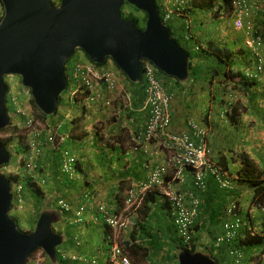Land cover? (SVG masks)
Segmentation results:
<instances>
[{
	"label": "trees",
	"instance_id": "1",
	"mask_svg": "<svg viewBox=\"0 0 264 264\" xmlns=\"http://www.w3.org/2000/svg\"><path fill=\"white\" fill-rule=\"evenodd\" d=\"M164 2L165 0H157V6L161 17H163L162 11L164 9L163 8ZM189 7L190 8L188 12L192 16L194 26L196 24L199 23L202 24L204 22V20H201V18L198 16V14L201 11L213 10L214 16L216 17L223 15L224 12H229V4L227 0H203V1L190 0ZM122 14L125 19H132L140 29L145 28L147 15L144 12H141L132 5L126 3L122 9ZM173 21H178L182 23L183 34H181V36L183 40L185 36L184 34L188 32L184 19L178 17ZM172 22L170 24L167 23V26L170 29L173 38L180 44L181 47H183L190 54V64H189L190 78L188 81L182 83L178 81L176 78L167 76L162 71L156 69L157 77L162 83L165 90L173 94V99L170 103V108L172 104H174L175 106L174 105L173 106L176 108L175 109L176 111L180 110L179 108H182L179 113L183 114L184 110L186 111L185 116L187 117V120L184 123V121H182L183 119L182 115L177 114L174 117V115H172L171 110L169 108L171 124L168 130L178 134L191 133L192 132L190 128L191 123H194L198 125L200 128L204 129L206 132V139L210 150V154H209L210 159L214 163H216L215 161H217L216 165L221 167L222 170L225 171L230 176L233 183H235L234 187L232 186V188L223 189L215 179L214 182L216 183V185L215 184L213 185L215 186L214 188H210L207 181H206L205 190H198L195 187L196 193L194 195L200 200L201 204H200L199 215L194 225V233L196 232L201 233V234H197V242L200 240V238L203 235L204 232L203 229H205L204 226H207L206 230H209L208 231L209 234L214 235L216 229L214 228L213 231L210 226L214 227L218 225L219 223L217 221L219 220V218L220 220L221 218L222 220L226 219L224 214L226 204L230 201L235 202L238 205L243 204V202L240 199V194H242L241 192L252 190L253 195L251 198V203L249 204V207L246 209V213H245V217L250 221V225L244 228L240 236L231 243L224 244L219 248H215V242L214 244L210 243L209 245L204 246V249H206V251H208L212 255V257L217 261L218 264H225V262L232 260L230 254L231 250L238 251L244 255V259H243L244 264L250 263L251 260L254 259L250 257L251 253L253 252V249L262 248V246L264 245V230H262L261 227L257 226L255 222L256 218L252 217L250 214L251 208L254 210H258L261 206L264 205V171L258 168V166L255 164V162L251 159V157L248 154H246L245 152L237 153L241 143V140H237V138L239 136L240 130L242 129L241 128L242 124L239 119L240 117V112L238 111L239 106L232 104L230 101H228V99L232 97L237 87L241 88L243 92L248 93L247 89L252 85L256 84V81H251L248 77V71L252 70V66L249 65V67H247L245 65L247 64L246 63L247 61L248 62L251 61L250 63L253 64V58L245 49H242V51H240L241 53H239V51L235 49L236 48L235 46H237L235 45V43L233 46L228 45L229 42L220 43L216 41L212 35H208L207 39L204 41L195 37V42L201 43V48L199 51H196L195 48L194 51H190L186 49L182 45L180 40L176 37V29H174V26L171 25ZM239 54H241L242 57L245 59L244 63L241 60H239L240 67L238 68L239 70L240 68H242L240 71H238V69L235 68V63H234L235 59H237ZM74 55L66 64L67 75L70 81L71 79H73L75 66L79 62L83 60L91 62L86 55L84 57L82 55H76L74 57ZM110 59L111 58H107L103 64L107 63ZM93 64L96 66L103 65L96 63ZM118 70L121 73V75L123 74L126 77V75L119 68ZM162 75L174 79L176 81V84L178 86L182 85L183 88L181 90H178L177 93H174L173 91H169L165 87L166 83L162 82V78H161ZM127 80L131 84L138 85V83H132L128 78ZM75 82L76 81L74 80L72 83ZM139 85H140L141 93H139L136 89H135L136 91L134 90V92H131L129 90L130 91L128 94L129 97L124 98L128 100V103L126 104L127 108H129L128 111H130L131 107H135V108L140 107L142 104H145L147 100L146 83L144 78H142V80L139 82ZM185 86H187V88H185ZM73 87L74 89H76V85H74ZM99 90L104 96V97L102 96V101L105 99L107 100V98H109L112 100L113 103L115 100L118 101L119 99L122 98L121 93L119 95V93L117 92L108 91L104 84L99 86ZM133 93L135 94V97L133 96L134 98L132 97ZM22 94L23 96L22 95L21 96L25 97V94L24 93ZM206 95H208L209 97V101L207 102H206ZM113 96L115 100L113 99ZM88 97H89V92L86 91L85 88L83 87V89L80 91L77 97L78 99H76L75 101L80 103L82 102L85 103L88 102L89 99ZM63 100L64 99H62L61 97L60 104L61 102H63ZM20 101L23 103V108L26 110L27 106L25 103H27V101L25 102V100L21 97H20ZM100 103L102 104H98V105L103 106V108L105 109H109L112 106V105L107 106L105 102H100ZM31 104L38 113L37 118H40L44 121L49 119L50 116L43 114L38 109V107L34 103L33 98H31ZM225 109L229 111L223 114ZM58 111L59 108L55 114H57ZM129 116L131 115H128L127 117ZM33 117H35V115H33ZM183 123L186 126L185 128L186 131L183 132L182 130L179 131L174 130L182 126ZM47 124H49V122H47ZM11 126H12L13 136L7 141L0 140V142L6 145L9 150H10V144L14 138H18L20 144L21 142H23L19 127L17 125L13 126L12 124ZM8 129L9 127L0 130V132H5ZM73 131L74 130L68 132L66 131L65 135H68V133L71 134ZM121 135L122 133H119V138H118L117 134L115 135L114 133L113 137L114 136L117 137V139H115V142L117 141L122 145L124 142L122 139L123 137ZM210 137H213L214 139L211 138V140L209 141ZM68 140L69 138L67 139V141ZM66 143L64 144L63 149L65 148L69 149L67 146H65ZM218 147H221V149L219 150L216 149ZM110 149H112V146L110 147ZM25 150L26 147L18 146L16 152L17 154H21L24 153ZM110 151L112 152V150ZM218 151L223 153V156L221 157L218 156V160H217L216 157H214V155L216 154V152L218 153ZM224 152H228L232 157L231 161L229 162L230 164L228 163L225 157L227 156V154L224 155ZM61 156H62L61 152L59 153V151L57 150L52 151V149L49 150L47 153L45 152L44 155L42 154L41 158L38 159L37 168L32 174L33 177H31V175L27 172V170L23 165L24 164L23 162L20 164L19 169L18 171H16V173L10 174L9 179L12 182V186H15V184L17 183L23 185L24 199L27 205L33 203V206H35L37 210L40 211L42 205H44V200H45L44 191H41L40 187H38V185L42 183H44V185L46 186L49 185V183H56L58 185V191L56 190V194H57L56 198L64 199L72 207H73L72 204H74V200L77 199L78 195L80 196L86 193L85 195L86 197H89L91 199L94 197L93 192L95 189L90 188L92 186H90V183L88 182V179H90V172L87 169L88 167L82 166V164L79 163V157H78L76 164L77 177L75 179H71L69 176L64 175L60 170V165L62 162ZM54 159L56 160V162H52V160ZM234 164H238L239 167H235ZM8 165H4L2 167H6ZM79 178L81 179L77 181ZM105 178L107 179L106 176ZM111 181H112L111 177L109 180L107 179L106 181L107 184L108 182H110L109 183L110 187L113 186ZM44 185H40V186H44ZM79 185L81 190L79 193L69 192L71 189L78 188ZM236 185L238 186L237 189H236ZM131 187L132 186L129 187L126 186V190L130 189ZM112 189L115 192L111 197H109L112 203L114 205L123 207L125 201V194L123 195V197H121L122 192H124L123 186H121V184L115 185L112 187ZM16 207L19 208L17 202L15 201L14 210H16V212H19L20 210L16 209ZM109 208L112 209L111 206H109ZM161 209L164 210L163 216L167 220V223H165L164 225H163V217L158 216L160 211H162ZM73 210L75 211L74 207ZM95 212L100 214L97 210H95ZM138 215L140 217L141 222L145 223V225L143 224L141 226V223L137 225V226H141L140 227L141 229L139 232H137V234L142 232L149 235L153 230H157L158 232V229H161L160 231H163L165 233L167 232L166 238L172 242L171 243L169 241L170 247L171 245L174 244V249L176 251L179 252L181 250H187L190 253H195L196 251H199L201 249L199 247L200 245L196 244L195 234H193L192 244L190 246L185 245L184 242H182L178 238L176 228L174 227V224L172 223L170 217L168 204L164 201V198L159 190L154 189L146 193L144 202L139 208ZM72 216L74 219L75 216L73 214L71 215V217ZM101 216L103 217V215ZM34 219L37 220V218ZM31 223L33 224V226H35L36 224V222L34 221H31ZM62 223L63 224L65 223L66 224L65 226H69V227L62 229L63 224H58L57 227L59 228L60 232H63V230H65L67 236H70L75 226L72 224L70 225V223L67 222L66 220H63ZM17 224L19 227V221H17ZM158 226L159 228H156ZM105 229H106L105 237L110 236L109 234L112 233V231L106 223H105ZM33 230L34 228L26 232L30 233ZM153 239H155L157 243L153 244V241L151 240L149 242L151 248H144L138 243H133V242H127L125 246L128 250H130L131 255H133L135 259L147 257L150 258L151 260L152 258H157V256L162 255L164 249L163 243H165L164 241H161L162 244L159 243L158 233L157 235L155 234V236H153ZM132 240L133 241L137 240L135 234H132ZM63 245L58 248L57 264H73V262L75 261H73L68 255H66L67 258L62 257L60 251H62V253L64 254L67 253ZM214 249L218 250L217 255L214 254L215 252ZM225 253L227 254L226 256L224 255ZM109 254H110V250H109ZM109 254L108 256L105 257L106 261H104V264H109L108 262ZM174 260L176 264H178V253L175 254ZM49 264L52 263L50 262ZM97 264L100 263L97 262Z\"/></svg>",
	"mask_w": 264,
	"mask_h": 264
},
{
	"label": "water",
	"instance_id": "2",
	"mask_svg": "<svg viewBox=\"0 0 264 264\" xmlns=\"http://www.w3.org/2000/svg\"><path fill=\"white\" fill-rule=\"evenodd\" d=\"M0 130L11 124L7 108V76H18L39 110L52 116L59 108L69 79L66 64L78 51L93 63L111 58L132 83L142 80V61L148 60L167 76L186 82L190 54L173 38L157 0H1ZM128 3L147 15L144 29L122 14ZM11 154L0 142V168ZM12 182L0 172V264H27L43 249L57 264L65 236L55 226L62 215L44 209L32 232L19 229L12 217ZM178 264H218L208 252L181 250Z\"/></svg>",
	"mask_w": 264,
	"mask_h": 264
},
{
	"label": "built area",
	"instance_id": "3",
	"mask_svg": "<svg viewBox=\"0 0 264 264\" xmlns=\"http://www.w3.org/2000/svg\"><path fill=\"white\" fill-rule=\"evenodd\" d=\"M55 6H59L61 0H51ZM190 0H165L163 4L162 19L165 23L181 17L185 21L188 32L184 35V40H195L190 30L192 26L191 15L189 14ZM229 4V18L233 19V27L244 34V46L253 57L254 68L248 71L250 80L259 81L264 73V37L263 33L257 29L255 21L258 17L264 20V0H227ZM226 9V8H225ZM224 12L223 15H225ZM4 16V7L0 2V21ZM201 43L196 42L195 50L199 51ZM142 76L146 83L147 100L145 109L149 112V117L143 133L136 138V143L149 144L153 140H160L161 147L169 151V155L161 164L146 162L144 169L148 173L146 182L133 185L126 191L124 208L122 211H114L106 204L97 205V211L103 215L105 223L110 227L112 233L117 234L125 232L131 227L132 219L130 214L138 212L144 202L146 193L150 190L157 189L160 191L164 201L168 204L170 217L176 228L178 238L185 245L192 244L194 225L199 215L200 200L196 196L187 198L186 194L174 189L176 182H180L184 177V171L190 169L194 177V185L198 190H205L206 175L211 173L222 188L232 187L230 176L222 170L221 167L213 163L209 157L210 150L208 147L206 132L198 125L191 123V133H172L168 130L171 124L169 114L170 103L173 95L165 90L162 83L157 77L156 67L150 61H143ZM73 86L70 99H78L80 91L85 88L89 92V105L102 104L112 105V100L102 101V93L99 86L104 84L110 92H116L118 79L114 72L103 70L93 63L83 60L79 62L74 69ZM72 83L69 79V85ZM120 95V94H119ZM104 97V96H103ZM128 103V101H127ZM8 104L12 109L11 118L20 115L23 119V128L26 132L21 136L23 142L21 145L26 147L22 155V162L27 172L32 176L37 168L38 159L45 154V146L61 152L62 162L60 165L61 172L71 179L77 177L76 163L77 157L69 150L63 149L62 146L67 142L68 136L62 135L53 130L49 124L37 120L33 115H29L23 108L20 97L12 92L8 93ZM229 110L225 109L224 113ZM17 126L20 125L13 122ZM138 143V144H139ZM170 170H175V175L167 182ZM43 184V183H42ZM12 196L19 208L24 207V191L22 184L12 186ZM54 208L61 213L73 212V207L64 199H52ZM91 198L86 197L77 210V222H83V215L87 209H91ZM264 213V207L261 208ZM225 223L223 233L215 241V246L220 247L224 244L236 240L242 233L245 222L238 212V205L231 202L224 211ZM117 238V237H116ZM63 258L66 254L60 251ZM238 257L233 264H242V255L238 252H232ZM262 262L264 264V252L262 253ZM73 261H80V264H97V261L81 260L77 257H71ZM51 261L43 249L33 253L27 264H49ZM109 264H133L131 258L126 254L124 247L116 240L110 250Z\"/></svg>",
	"mask_w": 264,
	"mask_h": 264
},
{
	"label": "crops",
	"instance_id": "4",
	"mask_svg": "<svg viewBox=\"0 0 264 264\" xmlns=\"http://www.w3.org/2000/svg\"><path fill=\"white\" fill-rule=\"evenodd\" d=\"M199 24H196L197 27L199 26ZM194 27L195 26L193 22L192 33L195 38L198 36L196 35L194 31ZM223 32L224 34H230L229 30H226L225 32V30L223 29ZM107 66H108V69L114 72L115 75L117 76L118 83H119L118 88H126L129 90L130 88L128 84L126 85L125 83L122 82L121 73L118 72L114 68L115 65H112L109 62L107 63ZM164 83H166L167 89L169 91H173V90L178 91L183 88L182 85L178 86L174 79L164 81ZM262 84L263 83L261 81L259 85H258V82H256L255 85H252L250 88L247 89L248 91L252 90L248 94L251 95V93L254 92V90H258V88H260ZM185 88H187V86H185ZM133 94H132V97L133 96L135 97V94L134 95ZM113 99L115 100L114 96H113ZM173 105L174 104H172L170 108L172 115H174V117L177 114L182 115L183 117L182 121H184L185 123V121L187 120V117L185 116L186 111L184 110L183 114L179 113L182 108H179L180 110L176 111L175 110L176 108L174 107L175 105L174 106ZM100 106L99 105L89 106L87 104H83L82 105L83 110L81 111V113L77 112L71 117V128L67 130V132L71 130H74V131L71 134L68 133L70 138L67 141L66 145L70 149H72V147L74 148L73 152H75V154L79 157V163H81L82 166L88 167L87 169L90 172V179H88V182L90 183V186H92L90 188L95 189L93 192L94 197L91 199V202H90L91 209H87L86 212L84 213L83 215L84 221L82 223L77 222V216H76V212L78 210L77 208L80 207L83 203H85L86 193L80 196L78 195L77 199L74 200V204H72L75 211L73 210V212L71 213L75 216V218L73 219V216L71 217L72 215L71 213H66L62 215V221L66 220L67 222L70 223V225L72 224L75 226V228H73V231L71 233L72 235L70 234V236H67L65 230H63V232H60L59 229L57 228L56 229L58 232L64 234L65 236L64 244L68 241L67 245H65L64 247L67 252L66 255H68L70 258L77 257L78 259H81V260H88V261L95 260L99 262L100 264H104V261H106L105 257L108 256L109 250H111L112 246L116 244L117 238H116V234L114 233H110L109 234L110 236L105 237L106 235L105 234L106 233L105 221L103 220V217L100 214L95 212L97 205L99 204L107 205L108 204L107 206L108 207L111 206L114 211H119V212L122 211L124 207L114 205L111 199L109 198L115 193L112 187L115 185L121 184V186H123V189H124V192H122L121 194V197H123V195L127 191L126 186L129 187V186H133L136 184L146 182L148 178V173L144 169V164L146 162L161 164L165 161L167 156L165 155V150L164 149L161 150L160 140L154 141L149 144H144V143L141 144L138 142L139 144L138 143L136 144L123 143L121 145L117 141L115 142V140H113L110 143H107V141L102 136V134L94 126L98 120H105L106 113L109 115V112L106 109H104L103 106L101 107ZM88 107L91 108L89 112L86 111ZM255 109H256L255 113H257V115H259L260 117H264V106L261 105V107H257ZM124 112H125L123 115L124 118L128 115H131L128 117L129 119L127 120L128 135L132 138V140L136 142V138L138 137V135L142 133L145 129V124L148 119V111L144 109V104H142L138 108L131 107L130 111H124ZM263 122L261 121V126H262L261 129L262 128L264 129ZM184 123L178 129H174V130L176 131L182 130L183 132L186 131L185 130L186 126ZM259 127L260 126H257L256 128H259ZM245 129L246 131H245V134L242 136V139H244V136H245V139H247V141L244 143H240V147L244 149V152L251 157V159L255 162L258 168L264 171V138L262 137L260 138L259 135L256 134L258 138L252 139L254 137V134L253 135L251 134L248 127H246ZM242 132L243 131L241 130V133ZM111 133L112 134L115 133V135L117 134V137L119 138V133L117 131H113ZM262 134L263 135L261 136H264V131ZM111 146H112V149H110ZM219 149H221V147H218V150ZM49 150H51V148L49 146H45V152L47 153ZM110 150H112V152ZM226 154L227 156L225 157L229 163L232 157L230 156L228 152H224V155ZM218 156L220 157L223 156V153H221L220 151H218V153L216 152L214 157L218 158ZM52 162H56V160L54 159L52 160ZM235 167H239V165ZM174 175H175V170H170L168 177H167V182L170 181L171 179H174L172 178ZM105 176L107 177L108 180L110 179V177L112 178V181H111V183L113 184L112 187L109 186L110 182H108V184L106 183L107 179L105 178ZM80 179L81 178H79L77 181H79ZM214 180H215L214 176L211 173H207L206 181L208 182L210 188L215 187L213 186L214 184L216 185ZM49 184L50 186L47 188L48 191L54 193V194H50L49 197L55 198L57 196L55 195V192L56 190H58V185L56 183H49ZM174 189L178 190L181 193L186 194L188 199H190L191 196H195L194 194L196 193L195 192L196 188L194 186L193 174L190 170L184 171L183 179L180 182H176ZM80 191L81 190H80V185H79L78 188L71 189L69 192L79 193ZM245 194L248 195V191H246ZM161 210L162 211H160L158 216L163 217V225H164L165 223H167V220L163 216L164 210L163 209ZM250 211L254 212V214L256 213V211L252 209ZM130 216H131V219H133V223H132L133 230L131 231V233H129L130 236L126 238L125 241H123L124 243H122V245L124 246L125 252L131 258H133V261L135 260V257L131 255L130 250L126 248L125 244L127 242H133V243H138L144 248H151L149 245L150 244L149 242L152 240L153 244L157 243L155 239H153V236H155V234L157 235V233L159 235V243L162 244L161 241L165 242L163 243L164 245L163 253L165 251L169 252L167 247L168 246L170 247L169 243L171 241L166 238L167 232L165 233L163 231H160L161 229H158V232L157 230H153L151 234L149 235L142 233V232L139 233L140 234L139 235L137 234V232L140 231L141 229L140 227L143 224L145 225V223L141 222L138 212L131 213ZM256 216H258V218L255 221L256 224H259L260 226H264V223L262 222V219L259 213ZM62 221L60 222V224H63ZM224 221L225 219L222 220V218L221 220L219 218V220L217 221L219 224L216 225L215 227L216 230L214 232L215 236H213V240H211V237H209V235L211 234L207 235V230H206L207 226H204L205 229H203L204 232L199 242L202 244L204 243L206 244L208 242L209 243L211 242V244L212 243L214 244L217 236H219L223 232ZM139 223H141V226H137ZM65 225H66L65 223L62 225L63 227L62 229L69 227ZM156 228H159V226ZM93 230H96L97 232L91 233V231ZM212 230L214 231V229ZM132 234L136 235V239H137L136 241L132 240ZM197 234H201V233L196 232V235ZM101 240L106 244L105 249H103L101 246L102 245ZM171 247H174V244L171 245ZM214 254L216 255L218 254L217 249L215 250ZM170 255L171 256L168 258L167 262L169 264H176L174 260L175 253L174 254L171 253ZM224 255L226 256L227 254L225 253ZM147 260H149V262L152 263L150 258H147ZM230 261L225 262V263H229ZM153 263L159 264L158 261L155 262V259ZM73 264H80V261L77 260L73 262Z\"/></svg>",
	"mask_w": 264,
	"mask_h": 264
},
{
	"label": "rangeland",
	"instance_id": "5",
	"mask_svg": "<svg viewBox=\"0 0 264 264\" xmlns=\"http://www.w3.org/2000/svg\"><path fill=\"white\" fill-rule=\"evenodd\" d=\"M203 1V0H201ZM198 16L201 18V20H204V22L202 24H199V26L197 27V25H195L194 27V31L196 33V35L198 36L197 38H199L200 40L204 41L207 39L208 35H212L214 37V39L218 42H224V43H228V45L233 46L234 43L236 48L239 53H241L240 51H242V49L244 48V34L242 31H237L234 29L233 27V19L229 18L228 12H226L225 15H221L219 17L214 16L213 10H204L201 11ZM175 20V19H174ZM173 21V20H172ZM172 21H170L168 24H170ZM255 24L257 26V29H259L262 33H263V37H264V20L263 18L258 17L255 21ZM174 26V29H176V37L180 40V42L182 43V45L190 50V51H194L196 42L195 40H189V41H185L184 39L182 40V23L178 22V21H173L172 24ZM225 30H229L230 34H224L223 29ZM83 55L82 51H77L74 55V57L76 55ZM241 60L243 63L245 62V59L242 57L241 54H239V56L237 57V59H235L234 63H235V68L238 69V71H240L242 68L240 67V61ZM251 62V61H250ZM250 62H246L247 64H245L247 67H249ZM113 62L111 61V64ZM113 65V64H112ZM101 69L103 70H109L107 63L99 66ZM114 68L119 72L118 68L116 66H114ZM116 71V72H117ZM122 78V82L125 83L126 85L128 84L129 86V90L131 92L134 91V89H136L139 93H141V89H140V85L138 83L137 84H131L127 78L122 74L121 76ZM162 80L167 81V80H171V78L162 75L161 76ZM164 81H162L164 83ZM263 84L260 88H258V90H254V92L251 93V95H249L248 93L251 91L247 92H243L241 88L237 87L235 89V92L233 93L232 97L228 99V101H230L232 104L234 105H238L239 109L238 111L240 112V122L242 124L241 126V130L243 131L241 133V130L239 132V136L237 138V140H241V143H244L247 141V139H242V136L245 134L246 131V127H248L249 131L251 132V134H254V137L252 139H257L258 136H256V134L259 135V137L264 138L263 135V131L264 129H261V121H264V117H260L259 115H257V113H255V108L257 107H261L264 106V73L262 75V78L260 80ZM260 81L258 82V85L260 83ZM5 82L8 86V90L9 92H12L16 95H18L19 97L23 98L25 100V102L27 101L26 106L27 109L25 110L27 113H29L30 115H35L36 119L43 122L44 120L37 118V111L33 108L32 104H31V94L29 93V90L27 88H24L22 86L21 83V79L16 77V76H7L5 78ZM71 82H73V80L71 79ZM71 85L69 86V90L67 89V92L64 93V95L62 96L63 102H61L60 107H59V111L57 114L52 115L49 117L48 120H45L47 122H49L50 127L53 130H56V128H58L60 134L64 135L65 132L67 130H69L71 128V117L79 112L81 113L82 109V103L80 102H76L75 100H71L69 97L71 95L72 89H74L73 87V83H70ZM137 85V86H136ZM165 87L167 88V86L165 85ZM169 87V86H168ZM250 88V87H249ZM256 89V88H254ZM126 88H119L117 90V92H119V94L121 93L122 98L119 99L118 101L115 100L113 102L112 107H110L109 109H106L109 112V115L106 113V117L105 120H98L96 122V124L94 125L96 129H98V131L102 134V136L105 138V140L107 141V143L110 141L112 142L113 140L117 139V137H113V134L111 132L113 131H117L118 133H122V139L123 142L126 144H136V142L134 140H132V138L128 135V126H127V120L129 119L127 116L124 118V111H128L129 108H127L126 104H127V98L129 97V91ZM174 93H177V90H173ZM25 94V97H22L23 94ZM22 95V96H21ZM263 95V96H261ZM209 101V97L208 95H206V102ZM87 104L89 105L90 102L88 101ZM206 106V103H205ZM90 107H88L86 109L87 112L90 111ZM105 109V108H104ZM103 109V111H104ZM8 110L9 112H11L9 115H12V109L10 108V105H8ZM31 112V113H30ZM122 115V116H121ZM44 121V122H45ZM13 122H16L20 125L19 129H22V135H25V128H23V119L20 115H17L13 118ZM45 122V123H47ZM224 123V122H223ZM264 124V122H263ZM257 126H260L259 128H256ZM134 135V134H133ZM13 136V132H12V126L9 127V129L5 132H0V140L2 141H7L9 140L11 137ZM22 137V136H21ZM251 139V140H252ZM211 140V137L209 138V141ZM250 140V138H249ZM20 145V141L18 138H14L10 144V151L12 153V158H11V162L10 164L4 168H2V172H5L6 174H10V173H16V171H18L19 166L21 164V158L20 155L17 154L16 150L18 148V146ZM67 146V145H65ZM68 147V146H67ZM70 149V148H69ZM218 149V148H216ZM74 148L72 147V149H70L71 152H73ZM76 150V149H75ZM163 150V149H162ZM165 150V155L168 156L169 152L167 149ZM244 152V149H242L240 146L238 148V152L237 153H241ZM75 153V152H73ZM218 160V158H216ZM217 163V161H215ZM235 166H238V164H235ZM50 186V184H49ZM47 186L45 188L46 193L47 194H54L53 192L48 191V187ZM234 186V185H233ZM50 190V188H49ZM242 190V189H241ZM58 191V190H57ZM242 194H240V199L243 202V206H245L246 204H250L251 203V198H252V190L248 191V195L245 194V192H241ZM55 195L56 192H55ZM245 195H246V199H245ZM45 197V204L49 205V202H51L50 199H48L47 195L44 194ZM15 199L13 200V213L12 215L15 216L17 218V220L19 221V228L22 231H28V230H32L35 226H33V224L31 223V221L36 222V220L34 218H38L39 213L45 209L44 205H42L40 211L37 210V208L35 206H33V203L28 204L25 203L24 207L22 210H20L19 212H16V210H14L15 208ZM229 203V202H228ZM227 203V204H228ZM226 204V205H227ZM242 205V204H241ZM34 219V220H33ZM31 220V221H30ZM138 220V219H137ZM135 220V221H137ZM133 223V219L131 221ZM133 224L131 225V228L127 231V232H120L116 234V237L118 239V241L120 243H124L123 241L126 240V238H128L130 236L129 233H131ZM209 227V226H208ZM216 226L211 227L212 229H214ZM57 229H59L57 227ZM93 230L91 231V233H94ZM209 230H207V235H209L208 233ZM102 235V234H101ZM196 236V244L200 245L199 247L201 248V250L205 251L206 249H204V246H206L208 243H200L199 241L197 242V235L195 233ZM213 236L214 235H209V237H211V240H213ZM102 238V237H101ZM68 241L63 245H67ZM101 246L103 249L106 248V244L101 240ZM167 249L169 250V252L165 251L164 253H162L161 256H157V258H152L151 262H149V260H147V257L144 258H138L135 259L133 261L134 264H157V263H153L154 259L155 262L158 261L159 264H169L168 258L171 256L170 254H177L178 251H176L174 249V247H167Z\"/></svg>",
	"mask_w": 264,
	"mask_h": 264
},
{
	"label": "clouds",
	"instance_id": "6",
	"mask_svg": "<svg viewBox=\"0 0 264 264\" xmlns=\"http://www.w3.org/2000/svg\"><path fill=\"white\" fill-rule=\"evenodd\" d=\"M191 19H192V16H191ZM165 23V22H164ZM166 25H167V23H165ZM192 27H193V20H192V26H191V28H190V30H191V32H192ZM193 34V33H192ZM194 37V36H193ZM195 39V38H194ZM244 48H245V46H244ZM245 50L250 54V52L245 48ZM78 51H80V50H78ZM251 55V54H250ZM83 57L85 56V54L83 53V55H82ZM252 56V55H251ZM253 58V57H252ZM111 61L113 62L112 64L114 65V61L112 60V59H110L107 63H111ZM143 61H145V60H143ZM143 61H142V63H143ZM148 61V60H147ZM92 62V61H91ZM254 62V61H253ZM141 63V64H142ZM152 63V62H151ZM153 64V63H152ZM154 65V64H153ZM250 65L252 66V70H253V68H254V65L252 64V63H250ZM155 66V65H154ZM99 67V66H98ZM141 68H142V66H141ZM157 69V68H156ZM252 70H250V71H252ZM18 77V76H17ZM18 78H20V77H18ZM142 78H143V76H142ZM69 79V78H68ZM251 81H253V80H251ZM260 81V80H259ZM259 81H256V82H259ZM22 83V82H21ZM119 84V83H118ZM23 86V85H22ZM68 87H69V85H68ZM25 88V87H24ZM68 89V88H67ZM119 88H118V86H117V89H116V92H117V90H118ZM29 90V89H28ZM167 91V90H166ZM168 92V91H167ZM8 93H9V90H8V86H7V108H8ZM29 93L31 94V92L29 91ZM117 93H119V92H117ZM170 94H172V93H170ZM173 95V94H172ZM63 96V95H62ZM31 98H32V95H31ZM70 98V97H69ZM71 100H76V99H71ZM82 103H84V102H82ZM84 104H87V102H85ZM88 105V104H87ZM112 105H113V103H112ZM89 106H91V105H89ZM94 106H96V105H94ZM112 107V106H111ZM11 108V107H10ZM39 109V108H38ZM144 109H145V104H144ZM146 111H148L147 109H145ZM9 111V110H8ZM11 112H9V114H10ZM10 117H11V115H10ZM148 117H149V112H148ZM148 120V119H147ZM147 123V122H146ZM11 124L14 126V125H16V124H14L13 123V120H12V118H11ZM11 124L8 126V127H10L11 126ZM50 125V124H49ZM145 126H146V124H145ZM19 127V126H18ZM7 128V127H6ZM20 128V127H19ZM58 130V129H57ZM145 130V129H144ZM58 132H59V130H58ZM171 132V131H170ZM20 133H21V129H20ZM60 133V132H59ZM143 133V132H142ZM173 133V132H172ZM141 134V133H140ZM139 134V135H140ZM65 135V134H64ZM139 135H138V137H139ZM68 136V138H70L69 137V134L67 135ZM137 137V136H136ZM154 141H157V140H153V141H151L150 143H152V142H154ZM20 147H23V145H19ZM64 147V145L62 146V148ZM8 148V147H7ZM66 149V148H65ZM163 148L161 147V150H162ZM9 150V149H8ZM70 150V149H69ZM52 151H54L53 149H52ZM9 152H10V154H11V158H12V153H11V151L9 150ZM73 153V152H72ZM76 157H77V160H78V156L75 154V153H73ZM18 155H20V158H21V160H22V155H23V153H21V154H18ZM212 161V160H211ZM10 162H11V160H10ZM213 162V161H212ZM21 163H22V161H21ZM214 163V162H213ZM77 164V163H76ZM215 164H217V163H215ZM8 165V164H7ZM7 167V166H6ZM2 168H4L5 169V167H2ZM2 168H0V172L3 174V175H5L6 177H8L9 178V176H10V174H6L5 172H2ZM60 170H61V168H60ZM77 171V170H76ZM40 185H44V183L43 184H39L38 185V187H40V190L41 191H44V193L47 195V197H48V199H50L51 200V202H49V205H47V204H45V200H44V208L46 209V208H52V207H54V204H53V202H52V199H54V198H50L49 197V195L50 194H47L46 193V190H45V188L47 187V186H49V185H44V186H40ZM235 186V183H233V181H232V186ZM233 186V187H234ZM222 188V187H221ZM232 188V187H231ZM238 188V186L236 185V189ZM223 189H225V188H223ZM229 189V188H228ZM126 194V193H125ZM56 198V197H55ZM246 199V198H245ZM232 201H230L227 205H226V208H227V206L231 203ZM12 203H13V201H12ZM238 205V204H237ZM123 207H124V205H123ZM249 207V204H246L245 206H243V204L242 205H238V212H239V214L242 216V218H243V221L245 222V226H244V228H246L247 226H249L250 225V221L245 217V213H246V209ZM262 207H264V205L263 206H261L258 210H254V209H252V210H254V211H256V213L254 214V212H251L250 211V214H251V216L252 217H254V218H258V216H256L258 213H259V215H260V217H261V219H262V222L264 223V213L261 211V208ZM225 208V209H226ZM52 209H55V208H52ZM250 209V210H251ZM44 210V209H43ZM42 210V211H43ZM57 212H59L61 215H63L64 213H61L60 211H58L57 209H55ZM96 210H97V208H96ZM41 211V212H42ZM139 211V210H138ZM41 212L39 213V216H40V214H41ZM119 212V211H118ZM12 213H13V204H12V211H11V215H12ZM102 215V214H101ZM39 216H38V218H39ZM12 217L16 220L17 218L15 217V216H13L12 215ZM38 218H37V220H38ZM104 218V217H103ZM37 220H36V222H37ZM16 221H18V220H16ZM60 224V223H59ZM36 225V224H35ZM58 225V224H57ZM56 225V226H57ZM56 226H55V229H56ZM257 226H259V227H261L262 228V230H264V226H260L259 224H257ZM35 228V227H34ZM57 230V229H56ZM244 230V229H243ZM23 232H26V231H23ZM58 232V231H57ZM195 234V233H194ZM216 241V240H215ZM121 245H122V243H121ZM123 246V245H122ZM124 247V246H123ZM215 248H219V247H216L215 246ZM39 250V249H38ZM58 251V250H57ZM199 251H203V250H199ZM36 252V251H35ZM34 252V253H35ZM180 252V251H179ZM178 252V253H179ZM204 252H208V251H204ZM232 250H231V252H230V254H231V257H232V260H231V262H229V263H225V264H233L234 263V261H235V259L238 257L236 254H232ZM234 252H238V251H234ZM264 252V245L262 246V248H258V249H253V252L251 253V255H250V257H252V258H254L253 260H251V262L250 263H246V264H263V262H262V258H261V256H262V253ZM209 253V252H208ZM238 253H240V252H238ZM127 254V253H126ZM242 256V264H244V262H243V259H244V255L242 254V253H240ZM128 255V254H127ZM129 256V255H128ZM130 257V256H129ZM131 258V257H130ZM131 260H132V258H131ZM133 262V261H132Z\"/></svg>",
	"mask_w": 264,
	"mask_h": 264
},
{
	"label": "flooded vegetation",
	"instance_id": "7",
	"mask_svg": "<svg viewBox=\"0 0 264 264\" xmlns=\"http://www.w3.org/2000/svg\"><path fill=\"white\" fill-rule=\"evenodd\" d=\"M17 77V76H16Z\"/></svg>",
	"mask_w": 264,
	"mask_h": 264
}]
</instances>
